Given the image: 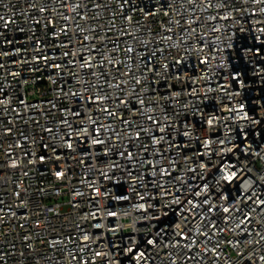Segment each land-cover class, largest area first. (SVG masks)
<instances>
[{"label":"built area","instance_id":"1","mask_svg":"<svg viewBox=\"0 0 264 264\" xmlns=\"http://www.w3.org/2000/svg\"><path fill=\"white\" fill-rule=\"evenodd\" d=\"M0 264H264V0H0Z\"/></svg>","mask_w":264,"mask_h":264}]
</instances>
